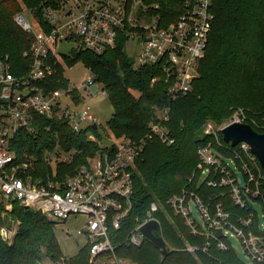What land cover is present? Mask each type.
I'll use <instances>...</instances> for the list:
<instances>
[{"label": "trees", "instance_id": "trees-1", "mask_svg": "<svg viewBox=\"0 0 264 264\" xmlns=\"http://www.w3.org/2000/svg\"><path fill=\"white\" fill-rule=\"evenodd\" d=\"M154 1L161 5L159 13L172 15L169 19L172 21L182 13L188 0ZM58 2L0 0V64L9 65L13 75H25L33 61L30 50L34 38L16 23V16L24 14L27 18L29 14L47 32L45 10L57 8ZM212 12L213 29L200 62L199 77L186 97L172 100L160 70L141 68L129 61L124 39L102 55L76 48L71 55H64L57 53V49L49 58L55 75L38 83L51 91L68 90L66 66L82 62L108 93L113 105L114 113L107 123L113 141H131L139 146L134 164L133 209L113 238L126 239L147 219L152 204H157L154 217L161 224L171 252L162 260L160 251L146 240L141 247L123 245L118 253L131 264H245L232 250L187 252L188 246L202 247L205 241L191 235L184 221L168 206L172 197L188 192H196L205 201L213 194L221 198L224 190L207 187L205 182L201 185L200 178L204 175L198 152L212 144L225 160L226 156L235 158V153L246 160L239 145L232 147L225 143L221 132L216 133L237 112L242 113L244 124L264 133V0H213ZM155 76L161 81L151 87ZM72 95L78 104V93L73 91ZM167 107H170L169 121L164 128L174 139L171 145L152 133V125L161 122V110ZM94 126L76 132L67 119L35 116L34 132L22 129L11 141L10 151L15 154L13 166L30 165L18 175L31 177L35 182L47 177L62 182L88 158L115 150L114 144L104 147L91 139L98 135L99 125ZM58 147L71 157L70 161L52 160L51 154ZM222 199L235 209L230 198ZM5 211V204H0V214ZM6 213L5 219L18 224V230L9 242L3 238L0 227V264H41L44 254L54 264H92L90 245L75 257L63 255L55 235L58 222L18 202H13L12 210ZM0 222L3 223L1 219Z\"/></svg>", "mask_w": 264, "mask_h": 264}, {"label": "built area", "instance_id": "built-area-1", "mask_svg": "<svg viewBox=\"0 0 264 264\" xmlns=\"http://www.w3.org/2000/svg\"><path fill=\"white\" fill-rule=\"evenodd\" d=\"M212 7L213 0H188L178 18L171 21L173 16L160 14L161 5L154 0H59L57 8L45 10L47 32L38 25L33 26L24 14L17 15L16 23L34 38L30 50L33 61L23 76L13 75L9 65L0 64V204L9 209L13 202H18L59 223L84 216L86 222L77 234L85 237L90 245V262L131 264L119 255V249L123 245L141 247L145 240L139 230L147 222L157 220L154 214L158 212L157 204H152L147 219L126 239L113 238L133 209L134 164L139 146L131 141H114V152H99L88 158L66 180L56 182L47 177L35 182L31 177L18 175L30 165L13 166L15 154L10 151L11 141L22 129L34 132L35 116L67 119L76 132L85 126L99 125L91 106L78 109L85 100L79 88L70 84L68 90L51 91L38 86L55 75L49 58L60 45L72 44L77 50L102 55L115 48L121 39L138 40L142 50L135 65L160 70L172 100L186 97L199 77L200 62L209 43L214 22ZM160 81V77H153L151 87ZM94 86L108 97L92 77L81 90L92 96L90 89ZM73 91L78 93V104ZM64 99L70 100L76 110L66 105ZM161 112V122L152 125V133L171 145L174 139L164 128L169 121L170 107ZM234 122L244 123L241 112L216 133ZM239 146L246 160L238 153L231 159L245 180L230 166L229 158L223 159L221 152L209 144L198 152L204 175L200 183L224 190L221 198L213 194L205 201L196 192H188L172 197L168 206L184 221L191 235L205 241L202 247L188 246L187 252L207 253L215 248L223 252L232 250L239 256L238 245L233 242L236 239L254 264H264V224L254 209L257 203L264 213V170L248 144ZM70 159L65 156L61 161ZM223 197L230 198L235 209L229 208Z\"/></svg>", "mask_w": 264, "mask_h": 264}, {"label": "rangeland", "instance_id": "rangeland-1", "mask_svg": "<svg viewBox=\"0 0 264 264\" xmlns=\"http://www.w3.org/2000/svg\"><path fill=\"white\" fill-rule=\"evenodd\" d=\"M27 18L28 21L33 24V26L37 27V25L33 21V18L29 14H27ZM74 47L75 46L72 44L60 45L58 47L57 53L71 55L72 49H74ZM141 50L142 44L138 40L124 42V52L129 61L133 62L134 64L137 63ZM64 76L73 88H79V94L85 98L83 104L78 109H82L86 105L91 106L93 108V115H95V117L99 121V129L97 133L98 135L97 137L95 135L94 139L99 141V143L104 147L112 145L114 143L112 138L113 136L109 131L107 125L108 121L112 118V115L114 113V108L111 101L109 100V98L104 97L100 93L99 89L95 86L90 89V92L93 93L92 96L88 95L87 91L81 90V87L85 83V81H87L89 77L93 78L91 70L88 69L82 62H77L76 64L71 65L69 67L66 66ZM64 102L66 103V105L70 106L72 110H76V107L70 100L64 99ZM65 156L66 152L62 151L60 147L55 149V151L51 154L52 160L55 161H57L58 158L63 159V157ZM228 163L235 170L238 177H240L242 180H245L244 174L238 169L235 162L232 159H228ZM5 209L7 211L12 210V208L7 209L6 207ZM254 209L258 213L260 223L264 224V213L262 207L259 204L255 203ZM7 211L2 212L0 214V219L3 222L2 224L0 222V227L3 238L6 239V241L10 242L17 234L18 224L5 219L7 216ZM50 220L54 222L53 219ZM85 222L86 217L80 216L78 218L73 217L67 222H58L56 224L55 235L60 245V249L66 258H72L77 256L79 251L87 246V239L77 234V230L80 229ZM233 242L238 245L237 251L241 260L245 264H254L251 259L245 254L240 242L236 239H234ZM41 264H54V262L48 259L44 254L43 262Z\"/></svg>", "mask_w": 264, "mask_h": 264}, {"label": "water", "instance_id": "water-1", "mask_svg": "<svg viewBox=\"0 0 264 264\" xmlns=\"http://www.w3.org/2000/svg\"><path fill=\"white\" fill-rule=\"evenodd\" d=\"M94 127L97 128V125ZM221 133L225 143L231 144L232 147H236L241 143L248 144L252 154L257 157L264 170V133H258L250 125L237 122L225 126ZM139 233L144 240L160 251L162 260L170 254L171 249L163 237L159 221L152 220L147 222L140 228Z\"/></svg>", "mask_w": 264, "mask_h": 264}]
</instances>
